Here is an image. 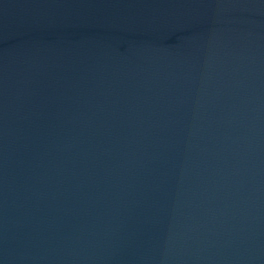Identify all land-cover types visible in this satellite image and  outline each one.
Wrapping results in <instances>:
<instances>
[{"label":"water","instance_id":"obj_1","mask_svg":"<svg viewBox=\"0 0 264 264\" xmlns=\"http://www.w3.org/2000/svg\"><path fill=\"white\" fill-rule=\"evenodd\" d=\"M0 264H264V0H0Z\"/></svg>","mask_w":264,"mask_h":264}]
</instances>
